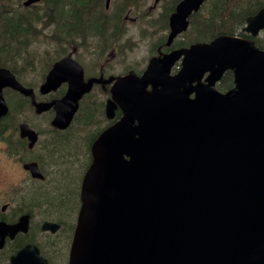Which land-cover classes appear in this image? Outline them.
I'll return each mask as SVG.
<instances>
[{
	"label": "water",
	"instance_id": "obj_1",
	"mask_svg": "<svg viewBox=\"0 0 264 264\" xmlns=\"http://www.w3.org/2000/svg\"><path fill=\"white\" fill-rule=\"evenodd\" d=\"M206 1L179 2L166 46ZM263 30L264 7L244 28L253 36ZM230 70L235 87L222 92L217 83ZM62 81L69 90L56 102L53 123L64 128L91 83L72 57L54 64L42 91ZM5 87L36 102L34 90L0 66V91ZM118 107L122 118L92 145L70 264H264V49L221 35L155 56L143 75L116 78L107 117ZM7 112L0 95V117ZM21 131L33 133V145L35 131L27 124ZM24 259L23 251L13 262Z\"/></svg>",
	"mask_w": 264,
	"mask_h": 264
},
{
	"label": "flooded vegetation",
	"instance_id": "obj_2",
	"mask_svg": "<svg viewBox=\"0 0 264 264\" xmlns=\"http://www.w3.org/2000/svg\"><path fill=\"white\" fill-rule=\"evenodd\" d=\"M162 2L159 0L156 6L154 3L148 6L147 18L152 15L151 10L157 7L162 10ZM132 12L129 10L124 15L125 22ZM65 21L62 16L60 24L63 27H59L58 40L63 50L61 56L53 61L51 68L48 69L50 62L47 64L39 80L31 82L21 73L13 72L22 85L34 90L36 102L12 87L0 91L8 107V112L0 117V223L4 224L0 227V237L4 235L0 244V264H16L13 258L23 251L25 259L21 264H70L83 205V181L93 164L92 145L104 130L123 116L121 107L115 110L113 118L106 115L116 78L130 72L143 75L153 57L179 49L173 47L174 42L171 46H166L165 42L170 50L159 47L157 55H153L152 46L147 62L126 66L124 59L112 62L114 57H108L114 56L118 49L100 48L113 47V24L107 36L87 32L84 37L79 36V41L68 44ZM53 30L51 25L47 31L52 36L51 43L57 39L53 37ZM122 30L121 39L127 28L123 26ZM79 49L83 53H79ZM65 57H72L80 64L83 81L86 85L91 83V88L79 100L71 123L62 128L53 123L57 116L56 102L67 94L70 84L62 81L47 92L42 91V86L54 64ZM121 64L124 69L117 72ZM181 67L182 59L173 65L171 73H177ZM112 78L114 80L110 81ZM36 103L42 104L43 110L39 111ZM96 123H101L100 128ZM22 124L35 131L37 139L33 145L30 144L33 133L29 131L31 136H22ZM30 165L38 168L39 176L28 168Z\"/></svg>",
	"mask_w": 264,
	"mask_h": 264
},
{
	"label": "trees",
	"instance_id": "obj_3",
	"mask_svg": "<svg viewBox=\"0 0 264 264\" xmlns=\"http://www.w3.org/2000/svg\"><path fill=\"white\" fill-rule=\"evenodd\" d=\"M180 1L163 0L160 16L157 20H152L147 18V0H110L109 7L107 0H41L39 5L33 4L29 7H24L21 0L16 4L12 3L13 0H0V66L23 75L26 65L32 66L30 62L33 56L30 52L32 44L39 38L44 41L52 39L47 33L51 25L54 26L53 37L57 39L50 45L57 53L54 59H58L63 51L58 42L59 27H63V24H60L62 16L66 20L68 44L79 41V36L84 37L87 32L100 37L107 36L108 29L113 24V47L100 48L106 51L118 49L125 52L127 44H122L121 36L122 27L126 28L124 15L129 10L138 14L145 22L147 26L145 32L149 27L160 28L159 39L151 49L152 54L157 55L159 47L167 49L165 42L170 29L169 18ZM262 7L264 0H207L201 11L191 16L189 30L181 40L174 41L173 47H188L196 42H210L218 36L230 35L252 39L257 46L264 49V31L255 37L244 31L247 19ZM22 59L27 60V64L18 68L17 64ZM52 63L53 61L50 62L48 69ZM27 82L31 85V82L28 80ZM217 87L222 92L233 89L234 73L227 71ZM23 100L27 101V98L23 97Z\"/></svg>",
	"mask_w": 264,
	"mask_h": 264
},
{
	"label": "rangeland",
	"instance_id": "obj_4",
	"mask_svg": "<svg viewBox=\"0 0 264 264\" xmlns=\"http://www.w3.org/2000/svg\"><path fill=\"white\" fill-rule=\"evenodd\" d=\"M17 2L18 0H13L12 3L16 4ZM22 2L23 0H21V3ZM147 3V6H152L154 0H147ZM160 9L161 7H157L151 10L152 15L148 17L152 20H157L161 13ZM136 16L137 15L134 12L127 15V30L122 38V42L126 43L127 47L125 48V52H121L120 50H118L113 53L114 56H108L114 57L112 62L124 59L126 66H140L143 62H147L149 60V51L154 43L159 39L161 31L158 26H154L149 27L147 32H145L147 28L145 22L142 19L140 22L139 19L136 18ZM186 32L180 35L177 39L181 40ZM50 44V41L46 42L42 38H39L38 41L32 44V48L30 49V52L33 54L30 60L32 66L26 65L27 69L26 67L23 69V75L26 76L31 82L39 80L41 78V73L45 70L47 64L55 60L54 57L57 55V53L54 51L53 47ZM79 53H83V51L79 49ZM25 64H27V60L25 61L22 59L18 62L17 67L20 68ZM123 69L124 65L121 64L117 66L116 71L120 72ZM100 126L101 123H96V127L100 128Z\"/></svg>",
	"mask_w": 264,
	"mask_h": 264
}]
</instances>
